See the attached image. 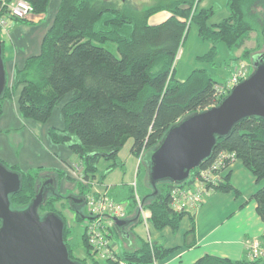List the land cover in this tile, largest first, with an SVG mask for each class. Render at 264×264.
Returning <instances> with one entry per match:
<instances>
[{
	"label": "trees",
	"instance_id": "obj_1",
	"mask_svg": "<svg viewBox=\"0 0 264 264\" xmlns=\"http://www.w3.org/2000/svg\"><path fill=\"white\" fill-rule=\"evenodd\" d=\"M13 1L0 0L1 18L10 17L9 7ZM25 1L31 5L32 15L39 17L48 13L51 2ZM203 1L200 0V4ZM127 2L60 0L53 24L43 39L40 55L29 58L23 69L16 71L14 85L11 88L7 86L0 98L1 117L4 102L23 87L18 99L21 117L45 123L54 109L70 96L62 107L64 129L53 128L49 136L53 144L66 146L78 158L83 169L82 179L90 186L79 183L76 195L64 196L53 185L48 189L50 196L45 199L38 213L40 217L55 213L63 219L64 240L70 258L74 261L72 249L68 245L65 216L55 209V204H67L69 210L75 213L78 224L83 225L81 208L86 206L87 196L94 194L93 184L98 186L95 181L99 164L102 160L110 162L108 173L120 163L121 166L117 168H123L118 154L128 139L133 140L131 154L140 159L138 177L144 169L140 183L134 184L127 198L128 217L137 212L131 224L140 223L138 197L156 230L169 227L176 232L182 220L189 216L192 232L195 231L194 215L175 212L171 207V191L176 185L163 182L153 188L145 161L146 155L161 144L173 126L222 101L217 100L215 91L216 86L222 84L221 79L207 70L193 71L183 82L176 80V60L188 31L187 21L195 24L200 38L212 45L207 55L198 58L209 63H213L217 57V44H224L230 51H240L258 27L264 29V0H227L229 16L214 25L209 23L215 14L214 9L207 10L199 4L193 11L195 0H159L156 6L142 12L130 8ZM160 12H168L171 17L159 25H150V18ZM28 17L13 20L24 23L29 20ZM11 32L10 29L9 36ZM0 34L3 36L0 40L5 59L9 39L2 30ZM248 53L245 51V58ZM254 57V61L256 58L264 61L263 53ZM220 154H235L236 161L242 162L257 183L264 181V119H245L233 128L227 138L217 139L210 158L191 172L190 179L182 185L193 181L201 170L211 168ZM232 163L226 159L214 173L227 168L229 170ZM10 170L18 172L22 180L21 192L10 197L12 210L28 208L43 180L50 178L49 175L56 176L57 180L66 176L63 171L47 173L38 169L22 172L17 167ZM207 188L210 194H234L235 197L240 194L230 184L228 171L219 184ZM69 197L82 199L83 206H75ZM252 200L257 205V215L264 222V187ZM118 229L116 225L110 229L109 239L112 243L117 240ZM261 240L264 244V236ZM82 243L89 256L92 255V264H153L166 260L171 252L158 243L143 242L140 249L130 248L119 252L117 261H99L93 257L85 231ZM263 263L262 260L234 262L207 255L196 264Z\"/></svg>",
	"mask_w": 264,
	"mask_h": 264
},
{
	"label": "crops",
	"instance_id": "obj_2",
	"mask_svg": "<svg viewBox=\"0 0 264 264\" xmlns=\"http://www.w3.org/2000/svg\"><path fill=\"white\" fill-rule=\"evenodd\" d=\"M59 5L60 0H51L48 13L45 16L39 17L31 14L27 22L11 23L12 32L9 36V48L5 58L8 88L14 85L16 71L23 69L29 58L40 55L43 39L53 24ZM170 17L165 14L162 22ZM239 56L240 52L237 53L236 57ZM226 63L225 68L227 67ZM228 72L229 69H225L227 78L229 76ZM22 89L23 87L18 88L15 95L14 101L17 107ZM11 100H13V96ZM7 102L9 101L4 102L2 112L4 116L0 120V161L12 168L17 167L22 172L38 169L47 173L63 171L69 181L64 182V178L57 180L56 176L51 174L49 175L50 178L44 179L43 182L47 181L51 186H56L64 196L76 195L77 183L73 181V178L70 179L65 170L66 165L71 163L73 157L76 156L71 152L72 155L69 157L66 146L53 144L44 128L40 134V140L33 139L31 134L25 130L26 127L22 125L21 120L20 123L17 122L20 116L16 107L11 112L15 123H10L7 118ZM6 135H8L10 145L4 141ZM12 135H20L21 137L17 141L11 142ZM17 143L19 147L23 146L22 151L17 156H12V150H15ZM7 148L10 152L7 161H5L1 152ZM38 155L41 156V161L37 160ZM76 159L78 160L77 157ZM229 172L230 184L240 193L239 197H235L234 194L218 193L207 196L203 206L194 214V232H192V220L189 216L182 220L176 232L169 227L158 231L149 219V214L147 215L149 220L144 222V216L139 209L140 223L138 225H136L137 222L131 224V221L137 215V212H134L129 217L127 215L123 220L129 219V223L127 222L126 226L118 229V234L115 237L117 240L114 239L115 243H113L116 251L121 253V251L130 248L140 249L141 243L149 242L158 243L163 249L171 251L166 260L157 261V264H196L207 255L234 262L249 260L246 242L259 240L262 243L261 239L264 236V222L257 215V205L252 200L253 196L264 187V181L257 183L240 161L233 162L228 170ZM71 181L76 185L71 184ZM97 183H99L98 187H94L93 184L92 191L102 192V194L107 193L113 201L124 204L127 209V198L131 189H134L136 182L132 185L124 183L109 184L115 185L116 189L106 187L104 185L105 180L98 181L96 178L95 184Z\"/></svg>",
	"mask_w": 264,
	"mask_h": 264
},
{
	"label": "water",
	"instance_id": "obj_3",
	"mask_svg": "<svg viewBox=\"0 0 264 264\" xmlns=\"http://www.w3.org/2000/svg\"><path fill=\"white\" fill-rule=\"evenodd\" d=\"M254 72L217 106L181 120L165 135L161 144L148 153L151 186L169 182L185 183L191 172L210 158L219 138H227L233 128L248 118L264 119V61L256 58ZM8 85L3 43L0 40V98ZM50 183L41 186L25 210H12L10 197L22 190L18 172L0 161V264H79L70 258L64 240L65 222L55 213L40 217ZM157 193V192H156ZM73 204L82 199L69 197ZM83 220L89 218L82 217ZM122 228L126 221L114 219ZM264 264V263H263Z\"/></svg>",
	"mask_w": 264,
	"mask_h": 264
},
{
	"label": "rangeland",
	"instance_id": "obj_4",
	"mask_svg": "<svg viewBox=\"0 0 264 264\" xmlns=\"http://www.w3.org/2000/svg\"><path fill=\"white\" fill-rule=\"evenodd\" d=\"M158 1L159 0H128L127 5L130 8L137 10L138 12H142L153 6H156ZM199 4H200V0L198 2V5ZM194 6H195V3H194ZM200 7L207 8V10L214 9L215 14L210 19V22H209L210 25L218 24L229 16V12L227 9V0H204L200 4ZM193 11H194V7H193ZM165 14L168 16H171V14L168 12H164V13L160 12L150 18L149 24L150 25L151 24L152 25L161 24L165 18ZM11 23H15V21L12 18H8L7 24H11ZM187 26H188V31H187V34L184 40V44L180 50L181 53H180V56L178 58L177 65H176L175 75H176V80L178 81H185L186 79H188V77L191 75L193 71L207 70L211 72L212 74H214V76L219 77L221 79V83H223L228 79L225 73V63L227 61L229 62L230 60H231V63L229 62L227 64V68L229 67L230 64L235 65V64H239L240 62H243L248 66L249 71H250V76H251L255 70L254 65H253L254 64L253 58H255L254 56L259 53L264 54V37H263L264 29L261 27H258L256 32H253L250 35L243 50L230 51L224 44H217L218 54L214 62L209 63V62L200 61L198 60V58H201L204 55H207L209 53V50L212 48V45L200 38L198 27L195 24L190 23V21L188 20ZM11 29H12V25H11ZM4 36H6L9 39L6 33L4 34ZM0 37L3 38L2 34H0ZM8 44H6V49L9 48ZM257 45L259 46V49H257ZM245 51L249 52L246 58L244 57ZM238 52H240V56L236 57ZM243 59L245 61H243ZM236 60H239V61H236ZM16 93L17 91H15L13 94V100H11L12 97L7 99V101L9 102H7L8 107L6 108V111L8 113L7 118L8 120H10V123L12 122L15 123L13 121L11 112L14 111L15 107L18 108L16 105V102L14 101ZM69 99H70V96L66 98L65 101L61 102V104L58 105L54 109L52 116L45 123H37L33 120L24 119L23 117H21L20 113H19L20 119L18 117L17 122L20 123V120H21L22 125L26 127L25 130L31 134L32 138L40 140V134L42 130L44 129L46 130V133L48 134V136H49L50 130L53 129V127L58 128V129H61V128L64 129L65 122H64V117L62 113V107L66 102L69 101ZM3 116L4 115L2 114V116L0 117V120L3 118ZM25 130H24V133H25ZM20 137H21L20 135H12V137L10 138V141L15 142ZM4 141L7 144H9L8 135H6ZM132 145H133V140L128 139L118 154V158L122 162L123 168H120V167L117 168L118 166H121V163H120V165L115 166L114 169L108 173L109 166L111 165L110 162H106L103 160L101 161V163L98 166V172H97L98 181L105 180L104 185L106 187H110L111 189L112 188L116 189V186L113 184H111L112 185L111 186L109 185L110 183H124L127 185H132L134 182L140 183L139 180L142 178V176H144V169L142 168V173L138 177V170L141 164H140V159L131 154ZM22 148L23 146L19 147L17 143L15 150H12V156H17L19 153H21ZM66 151L68 152L69 157H70L72 155L71 151L68 148ZM9 152L10 150L8 148L3 149L1 152L2 155L4 156L5 161H7L9 157ZM37 160L38 161L42 160L40 155L37 156ZM111 163L115 164L113 161H111ZM142 163H143V160H142ZM80 165H81V162L78 161L76 157H73L71 163L67 164L66 167H73V166L80 167ZM66 167H65V170H66ZM7 168L9 170L12 169V167L9 165L7 166ZM63 181L65 182L69 180L66 176H64ZM70 183L75 184L72 181ZM43 193L45 194V199L50 196L49 195L50 192L48 190H44ZM99 193L102 194V192H99ZM61 206L63 209H65V212L61 209ZM55 209L59 213H61L63 216H65L66 225L68 228V236H67L68 243H69L68 245L70 249H72V255L75 259V262H78V263L80 262L84 264L86 262V264H92V262L94 261V260H91L90 258L92 255L89 256V254L87 253V250L85 249L82 243V235L84 232L83 226L81 224L80 225L78 224V221L74 217V213L69 210L67 204L57 203L55 204ZM81 211L84 215V218H89L90 216L89 210L86 206L82 208ZM93 257H94V254H93ZM99 261H103V260H99Z\"/></svg>",
	"mask_w": 264,
	"mask_h": 264
},
{
	"label": "built area",
	"instance_id": "obj_5",
	"mask_svg": "<svg viewBox=\"0 0 264 264\" xmlns=\"http://www.w3.org/2000/svg\"><path fill=\"white\" fill-rule=\"evenodd\" d=\"M198 2L199 0H195L194 11L198 7ZM30 14H32V7L25 0H14L9 7L8 15L12 19L23 20ZM10 17L1 18L0 16V30H2L4 34L6 33L7 36H9L8 33L11 29V26L7 24V20ZM180 53L181 52L178 54L176 62L178 61ZM228 69V79L215 88L216 98L219 102L227 97L234 87L240 85L250 77L249 68L243 62L235 65L230 64ZM226 159H230L232 162L237 160L235 154H220L219 158L214 161L213 165H211L212 167L201 170L198 177L193 181L191 180L185 185H176L171 191L172 209L178 213L196 214L203 206L207 196L210 194L207 186L213 188V186L219 184L225 173L228 171L227 168V170L221 171L220 173H214L218 170L217 168L219 164L223 163ZM66 172L77 184L81 183L90 186V183L82 179L83 169L81 166L66 167ZM94 187L97 188L98 186L94 185ZM93 193L94 194L87 196L86 207L89 210L90 216L89 219L84 220L82 225L88 237V244L96 260L117 261L116 255L118 254V251H116L112 241L109 239L110 229L115 225L114 219L124 220L127 217L128 213L126 206L113 201L107 193L101 194L95 191H93ZM136 199L141 214L144 216V222H147V220H149L147 217L148 213L143 211L138 197H136ZM246 247L248 251V259L250 261H264V246L261 241L252 240L246 242ZM119 264L126 263L120 262ZM153 264H157V261Z\"/></svg>",
	"mask_w": 264,
	"mask_h": 264
},
{
	"label": "flooded vegetation",
	"instance_id": "obj_6",
	"mask_svg": "<svg viewBox=\"0 0 264 264\" xmlns=\"http://www.w3.org/2000/svg\"><path fill=\"white\" fill-rule=\"evenodd\" d=\"M45 183H47V181H46V182H43V184H45ZM43 184H42V185H43ZM98 185H99V183H98ZM46 188H47L46 190H48V189L52 188V186L50 185V186H47ZM74 205L76 206V204H74ZM81 205L83 206V204H81ZM80 208H81V207H80ZM82 208H83V207H82ZM82 208H81V209H82ZM74 214H75V213H74Z\"/></svg>",
	"mask_w": 264,
	"mask_h": 264
},
{
	"label": "bare ground",
	"instance_id": "obj_7",
	"mask_svg": "<svg viewBox=\"0 0 264 264\" xmlns=\"http://www.w3.org/2000/svg\"><path fill=\"white\" fill-rule=\"evenodd\" d=\"M56 189V188H55Z\"/></svg>",
	"mask_w": 264,
	"mask_h": 264
}]
</instances>
